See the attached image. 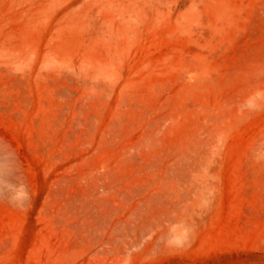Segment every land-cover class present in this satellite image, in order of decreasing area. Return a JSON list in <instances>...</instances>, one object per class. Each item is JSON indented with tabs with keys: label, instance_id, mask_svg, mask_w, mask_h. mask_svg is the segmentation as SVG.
Instances as JSON below:
<instances>
[{
	"label": "rangeland",
	"instance_id": "rangeland-1",
	"mask_svg": "<svg viewBox=\"0 0 264 264\" xmlns=\"http://www.w3.org/2000/svg\"><path fill=\"white\" fill-rule=\"evenodd\" d=\"M0 264H264V0H0Z\"/></svg>",
	"mask_w": 264,
	"mask_h": 264
}]
</instances>
